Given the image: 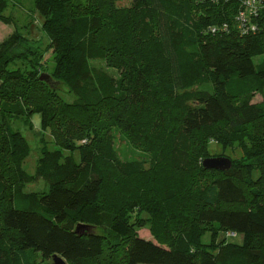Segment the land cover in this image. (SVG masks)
<instances>
[{
  "label": "trees",
  "instance_id": "1",
  "mask_svg": "<svg viewBox=\"0 0 264 264\" xmlns=\"http://www.w3.org/2000/svg\"><path fill=\"white\" fill-rule=\"evenodd\" d=\"M34 2L44 8L46 48L32 53L34 59L26 53L31 65L17 73L8 66L17 64L22 38L0 43V78L16 86L0 100V264H36L38 256L54 254L67 264H264V9L251 19L256 30L244 32L236 18L241 0H132L131 43L118 44L104 42L97 15L75 13L72 0ZM156 10L166 20L173 54L170 79H161L149 62V48L161 39ZM210 27L218 29L212 33ZM47 51L55 61L50 82L32 69L46 62ZM51 76L74 93L68 109H62ZM28 88L41 95L32 108L70 115L89 139L109 121L100 136V159L87 147L78 149V160L45 148L35 173L26 172V141L2 119L28 115ZM256 94L261 100L253 101ZM135 110L164 136V153L137 142L133 127L123 124V115ZM115 133H122L123 145H116ZM210 138L222 146L239 144L247 160H231L225 171L204 168ZM162 157L174 174L191 169V181L205 180L208 193L191 198L189 189L167 191L168 199L188 208L167 241L120 234L117 214L102 200L104 164L126 179L143 174L146 165L155 168ZM36 176L48 185L42 193L26 191ZM79 224L88 228L78 232ZM205 226L241 234L242 242L223 236L203 244Z\"/></svg>",
  "mask_w": 264,
  "mask_h": 264
},
{
  "label": "rangeland",
  "instance_id": "2",
  "mask_svg": "<svg viewBox=\"0 0 264 264\" xmlns=\"http://www.w3.org/2000/svg\"><path fill=\"white\" fill-rule=\"evenodd\" d=\"M72 1L75 13L97 15V19H99L102 26L100 37L104 42L121 44L122 40L126 41L127 44L131 43L128 38V27L134 15L131 8L132 0ZM43 9V6L41 4L37 5L34 0L0 1V43L8 42L11 38H19V36L22 38V45L19 49L21 56L16 60L17 64L8 66L9 69H15L17 73L30 67L31 64L27 54H30L31 59H34L31 54L44 50L48 44L49 40L43 29L45 23V15L41 12ZM156 13L159 19L161 39L149 48L154 50V55H152L149 62L156 65L155 71L160 74L161 79H170L175 76V66L168 40L166 20L159 10H156ZM145 49L146 47L143 48V50ZM44 59H46L44 64H35L32 67L36 72L34 76L39 77L42 73L52 75L54 72L55 61L51 58L50 51L45 53ZM2 67L4 66H0V69H4ZM5 67L7 66L5 65ZM108 71L116 76L118 75L116 69L109 68ZM51 77L57 81L54 85V93L58 94L62 109H68V105L75 99L74 93L61 78ZM8 81L0 78V100L13 93L16 88L14 81ZM32 84H34V81H32ZM32 89L29 90L28 88L27 90V93H31L32 96V104L29 106L28 115H14L2 119L7 127L13 132H18L26 141L28 151L22 162L23 169L30 174H34L41 152L45 148H59L66 156L71 155L78 160V149L87 147L93 151L96 158L100 159V136H102L103 130L108 126L109 121L102 122L98 126L100 128L96 137L89 139L87 135L82 133L78 122L70 119V115H50L49 112L43 114L40 110L37 111L32 108L33 103H35L34 105L40 104V101L37 100L41 97L38 92L32 91ZM259 100H261V97L256 94L253 101ZM52 103H54V106L56 101ZM31 109H34V111ZM123 116V124L133 127L132 135L137 142L145 143L151 149H159L162 153L167 150L166 139L160 132L155 131V124L147 115H139L135 110L132 115ZM121 134L115 133L117 146L123 145ZM255 135L258 137V132H255ZM123 136L126 137L124 134ZM208 151L209 156L207 157L225 156L230 160H235L236 163L247 160L249 155L237 143L222 146L211 138L209 139ZM104 167L107 180L106 192L102 196V200L106 207L117 214L116 230L123 235L128 233L138 234L143 238L167 241L168 235H171V231H174L178 224L182 223L183 215L188 213V208L182 209L176 199L166 197L167 191L170 188H174L176 192L189 189L192 198V195L197 193L206 195L209 190L205 180L199 179L196 180V183L191 181L193 175L191 169L184 174H174L169 171L163 157L157 162L155 168L146 165L143 174L132 178L125 179L119 176L110 164H104ZM5 169L6 174L12 176V170L6 164ZM254 175L257 177L259 172H255ZM47 189L48 185L41 176H36L35 181L26 186L28 192L42 193ZM189 204L187 207L193 206L192 202ZM223 236L229 241L242 242L241 234L221 233L211 226L203 228L201 239L203 244H212L218 242ZM36 264H53V260L52 257L42 259L38 256Z\"/></svg>",
  "mask_w": 264,
  "mask_h": 264
},
{
  "label": "built area",
  "instance_id": "3",
  "mask_svg": "<svg viewBox=\"0 0 264 264\" xmlns=\"http://www.w3.org/2000/svg\"><path fill=\"white\" fill-rule=\"evenodd\" d=\"M241 9L237 13V21L238 26H241L243 28V31H254L256 30V27L254 24H252L251 19H253L254 16H257L258 13L262 10L263 7V0H241ZM225 28V25H223L222 29ZM218 27H210L209 30L214 33ZM231 235H234V232H230Z\"/></svg>",
  "mask_w": 264,
  "mask_h": 264
},
{
  "label": "water",
  "instance_id": "4",
  "mask_svg": "<svg viewBox=\"0 0 264 264\" xmlns=\"http://www.w3.org/2000/svg\"><path fill=\"white\" fill-rule=\"evenodd\" d=\"M40 79L50 82V76L48 74L43 73L42 75H40ZM201 164L206 169H215L220 171L229 170L231 168V160L225 156L206 157L202 160ZM87 228V226L79 224L76 230L79 232L80 230ZM52 260L53 264H67L66 261L57 254H54L52 256Z\"/></svg>",
  "mask_w": 264,
  "mask_h": 264
}]
</instances>
